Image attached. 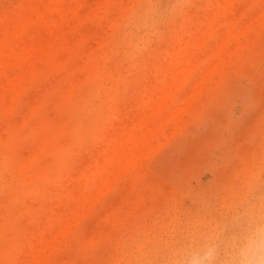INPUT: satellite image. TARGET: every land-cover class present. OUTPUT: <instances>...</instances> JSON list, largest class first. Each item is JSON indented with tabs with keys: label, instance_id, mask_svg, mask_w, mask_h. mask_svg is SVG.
I'll return each mask as SVG.
<instances>
[{
	"label": "rangeland",
	"instance_id": "obj_1",
	"mask_svg": "<svg viewBox=\"0 0 264 264\" xmlns=\"http://www.w3.org/2000/svg\"><path fill=\"white\" fill-rule=\"evenodd\" d=\"M55 1L0 0V264H183L264 215V0Z\"/></svg>",
	"mask_w": 264,
	"mask_h": 264
},
{
	"label": "clouds",
	"instance_id": "obj_2",
	"mask_svg": "<svg viewBox=\"0 0 264 264\" xmlns=\"http://www.w3.org/2000/svg\"><path fill=\"white\" fill-rule=\"evenodd\" d=\"M264 264V215L240 222L222 242V247L192 249L183 264Z\"/></svg>",
	"mask_w": 264,
	"mask_h": 264
},
{
	"label": "bare ground",
	"instance_id": "obj_3",
	"mask_svg": "<svg viewBox=\"0 0 264 264\" xmlns=\"http://www.w3.org/2000/svg\"><path fill=\"white\" fill-rule=\"evenodd\" d=\"M55 1V0H54ZM56 2V1H55ZM60 2H61V0H60ZM53 3V2H52ZM53 4H55V3H53ZM60 5H61V3H60ZM77 5V4H76ZM58 6V5H57ZM57 6H55V8L57 7ZM50 8V10L52 11V9H51V6L49 7ZM34 10H35V7L33 8ZM39 9H41V8H39ZM34 10H32V12H34V15L33 16H35L36 17V19H34V20H32L33 18L32 17H30V18H32V19H30L29 18V20H27L26 21V23H25V25L27 24V22L28 21H34V23L35 24H38V25H40V24H42L41 22H43L44 20L41 18V16L40 17H38V15L37 14H39L40 15V11H37V9L34 11ZM41 10H43V8L41 9ZM67 11V10H66ZM56 12H58V8H56ZM51 13V12H50ZM70 13V12H69ZM63 14H66L65 12L63 13ZM31 15V14H30ZM59 15H60V13H59ZM67 15V14H66ZM24 16V15H23ZM29 16V15H28ZM62 16H64V15H62ZM61 15H60V17L61 18H64V17H62ZM40 18V19H39ZM46 18V17H45ZM44 18V19H45ZM22 19H28V17L27 16H24ZM57 19V18H56ZM35 21H37V22H35ZM41 21V22H40ZM61 21V20H60ZM48 23L46 24L48 27H49V29L51 30V29H53V28H56L58 25H59V23L60 24H62L61 22H59L58 24L56 23V22H58V21H47ZM29 23H32V22H29ZM63 23H64V20H63ZM32 25V24H31ZM63 26V25H62ZM21 27V26H20ZM20 27H19V29H20ZM26 29V27H22V30L21 31H23V30H25ZM31 29V28H30ZM61 29V28H60ZM54 30V29H53ZM44 31V30H43ZM20 31H18V33H19ZM55 32V31H54ZM60 32V31H59ZM55 34V36L57 37V36H59V34H58V32H57V34L56 33H54ZM26 36V35H25ZM43 37V36H42ZM54 39H55V37H54ZM54 39H53V41H54ZM19 41L21 40V39H18ZM17 44H21V43H19V42H17V41H15ZM32 43V42H31ZM50 43V42H49ZM53 42H51V44H52ZM47 44V43H46ZM13 44H12V41H9V40H5L4 42H2V43H0V62L1 61H3V60H1L2 58H4V57H9V56H11L9 53H8V48L9 47H11ZM28 45V44H27ZM30 45V44H29ZM28 45V46H29ZM15 46V45H14ZM26 46V45H25ZM24 46V47H25ZM43 46H44V44H43ZM21 47H22V44H21ZM24 47H22V49L20 48V51L19 52H15L14 54H12L13 55V58H14V60L15 61H18V60H20V59H28V60H30L31 61V65H33L32 63L35 61V59L37 58V56H38V50H34V48H32V50L31 49H29V50H26V49H24ZM42 47V46H41ZM19 50V49H18ZM17 50V51H18ZM45 51V50H44ZM44 53H46V51L44 52ZM35 54H36V57H35ZM39 55L40 56H43V55H41L40 54V52H39ZM35 57V58H34ZM12 58V59H13ZM33 59V61H32V59ZM43 58V57H42ZM36 62V61H35ZM213 62H215V60L213 61ZM213 64V63H212ZM37 65V63L34 65V66H36ZM2 66V64L0 63V67ZM26 68H28V67H26ZM25 68V69H26ZM23 69V68H22ZM29 69H30V67H29ZM28 69V70H29ZM24 70V69H23ZM27 69H26V71H28ZM184 71H187V68L185 67V69H184ZM1 72V71H0ZM5 72V71H4ZM24 73H25V71H23ZM22 72V73H23ZM16 74V73H15ZM189 73L187 72V75H188ZM23 75V74H22ZM175 75V74H174ZM177 75V74H176ZM186 75V73H185V76H187ZM24 76V75H23ZM12 77V76H11ZM187 78V77H186ZM174 79H176V78H174L173 77V80ZM181 79V78H180ZM9 80H11V78L9 79ZM8 80V81H9ZM17 81V80H16ZM9 83H11V81L9 82ZM14 83V82H13ZM22 85V84H21ZM12 86V85H11ZM10 86V87H11ZM5 89H7V85L5 86ZM11 90V88L9 89V91ZM5 93V92H4ZM162 93H164V95H163V97H166L165 96V94L167 95V92H162ZM161 93V94H162ZM169 93V92H168ZM160 94V95H161ZM170 94V93H169ZM154 100V99H153ZM178 112H179V110L178 109H175V110H173L170 114H165V117L167 118V119H177L178 118ZM182 113V112H181ZM159 114V112L157 113V114H153L152 116H156V115H158ZM183 115H181V117H182ZM182 119V118H181ZM173 121V120H172ZM172 121H170V124H173V122ZM178 122V121H177ZM168 123V122H167ZM174 124H176V123H174ZM173 124V125H174ZM178 124V123H177ZM177 124H176V127H177ZM168 126H170V125H168ZM155 129L156 128H150V129H144L143 127H142V124H140V122L139 123H137V124H135V125H133L132 127H131V129L128 131V140H127V142L130 144V152H131V154L132 153H134V152H136V150L145 142V140L147 141L148 139H150L154 134H155ZM166 129H167V127H166ZM158 133V132H157ZM79 139V138H78ZM116 142H118L119 144V146L121 147V140H119V139H117L116 140ZM116 142H115V144H116ZM117 147V146H116ZM45 147H43V149H44ZM66 148V147H65ZM64 149V148H63ZM116 149H119V148H116ZM58 150L59 149H57V154L59 153L58 152ZM139 150V149H138ZM54 151V150H53ZM60 151V150H59ZM61 152V151H60ZM64 153H66V151H64ZM57 154H56V156H57ZM116 154H117V152H116ZM115 154V155H116ZM37 155H39L38 153H37ZM59 155V154H58ZM62 155V154H61ZM60 156V155H59ZM58 156V157H59ZM118 156H120V154H119V152H118ZM63 157V156H62ZM97 171V170H96ZM93 173V172H92ZM102 173V172H101ZM92 175V174H91ZM103 174H101L100 176H102ZM87 176V175H86ZM93 176H95V175H93ZM97 177V176H96ZM104 177V176H103ZM87 178H88V176H87ZM86 178V179H87ZM84 179V178H83ZM96 180V179H95ZM94 180V181H95ZM93 181V182H94ZM105 181H106V178H105ZM92 183V182H91ZM102 183V182H101ZM91 188V187H90ZM83 190V189H82ZM82 193V192H81ZM84 194V193H83ZM86 194V193H85Z\"/></svg>",
	"mask_w": 264,
	"mask_h": 264
}]
</instances>
